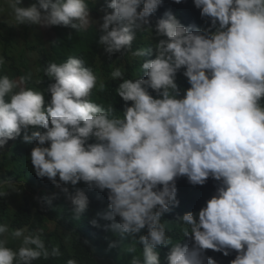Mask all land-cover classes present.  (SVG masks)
<instances>
[{
	"label": "clouds",
	"instance_id": "1",
	"mask_svg": "<svg viewBox=\"0 0 264 264\" xmlns=\"http://www.w3.org/2000/svg\"><path fill=\"white\" fill-rule=\"evenodd\" d=\"M0 264H264V0H0Z\"/></svg>",
	"mask_w": 264,
	"mask_h": 264
}]
</instances>
